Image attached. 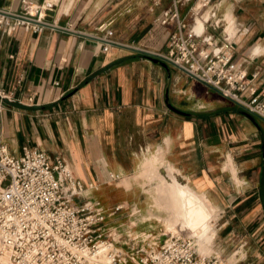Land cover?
I'll return each instance as SVG.
<instances>
[{
    "label": "crops",
    "instance_id": "obj_1",
    "mask_svg": "<svg viewBox=\"0 0 264 264\" xmlns=\"http://www.w3.org/2000/svg\"><path fill=\"white\" fill-rule=\"evenodd\" d=\"M27 1L47 7L41 13L49 25L41 31L20 25L0 35V142L8 151L20 146V152L59 156L74 177L91 184L81 197L98 200L107 214L121 205L117 220L141 205L133 178L139 171L166 222L184 234L197 237L172 225L168 193H183L178 218L187 225L203 198L212 210L209 225L215 209V234L243 251L240 264H264V122L152 54L167 48L174 20H159L172 10L171 0ZM193 4L181 0L174 14L196 31ZM210 4L243 28L234 36L232 61L261 90L264 0ZM0 8L18 11L20 0H0ZM232 19L224 31L231 32ZM205 32L222 35L210 26ZM158 191L165 192L162 199ZM212 233L210 226L206 234Z\"/></svg>",
    "mask_w": 264,
    "mask_h": 264
},
{
    "label": "built area",
    "instance_id": "obj_2",
    "mask_svg": "<svg viewBox=\"0 0 264 264\" xmlns=\"http://www.w3.org/2000/svg\"><path fill=\"white\" fill-rule=\"evenodd\" d=\"M151 1L156 5L162 0ZM180 1L171 0L172 10L166 9L159 20L161 24L169 17L174 20L166 50L152 54L264 122V88L256 91L232 61L234 36L243 28L232 19L231 32L224 31L228 23L216 15L210 0H194L191 16L201 24L195 31L174 14ZM46 8L27 0H20L18 11L0 8V35L20 25L41 31L49 25L41 13ZM206 26L219 28L222 35L206 33ZM97 29L106 33V25ZM90 187L74 177L59 156L51 158L35 148L13 155L0 142V243L8 254L6 264H222L215 255H197L193 239L181 232L139 249L115 246L102 237L100 224L107 214L99 201L78 200ZM120 208L117 205L108 214Z\"/></svg>",
    "mask_w": 264,
    "mask_h": 264
},
{
    "label": "rangeland",
    "instance_id": "obj_3",
    "mask_svg": "<svg viewBox=\"0 0 264 264\" xmlns=\"http://www.w3.org/2000/svg\"><path fill=\"white\" fill-rule=\"evenodd\" d=\"M8 148L12 154H20V146H17L16 148ZM133 178L136 182L138 181L137 183H139V187L141 189L142 200L140 201V207H133V209L129 210V212L127 211L124 213L120 220L113 217V214L109 215L106 212L105 214L107 215L105 220L100 224V226L102 237L107 238L115 246L120 248L134 246V248L139 249L144 247L147 242L150 244L160 242L165 235L169 233V231L178 230H175L166 222L168 215L164 210L157 207L156 203L152 199L153 192L151 190L147 191V188H143V185L147 183V180L140 175V171ZM124 180V183L122 181L121 183L125 187H128V180ZM5 184L6 182L3 183V185ZM79 198L82 199L83 197ZM213 214L212 221L210 218V226L214 234H207L206 238L208 240L206 242H201L200 248L198 247L197 237H192L190 234L185 235H188L193 239L194 247L198 253L197 255H215L221 259L222 264H240L238 260L242 257L243 251H241L240 247L238 248V245L235 247L233 245H227L228 242L225 243L220 239L219 234H215L216 224L213 222V219L215 218L216 213L214 215ZM131 216L136 217V219ZM218 226L219 225L217 224V227ZM234 252L235 256L228 258V256ZM230 259L232 260L229 262Z\"/></svg>",
    "mask_w": 264,
    "mask_h": 264
},
{
    "label": "bare ground",
    "instance_id": "obj_4",
    "mask_svg": "<svg viewBox=\"0 0 264 264\" xmlns=\"http://www.w3.org/2000/svg\"><path fill=\"white\" fill-rule=\"evenodd\" d=\"M232 19V15L230 14H227L226 15V20L229 22L230 24V20ZM228 28V26H227ZM231 28V27H230ZM201 28H200V23L198 22V26L196 27V31H199ZM158 168V167H157ZM154 170V168H153ZM156 170V169H155ZM150 171V170H149ZM164 172V171H163ZM168 171L166 172V175H167ZM156 174V172H155ZM168 176V175H167ZM147 177V176H146ZM150 177V176H149ZM164 177V176H163ZM170 177V176H169ZM174 178V177H173ZM165 181V180H164ZM163 181V182H164ZM169 184L171 185L172 184V180L169 179ZM150 182V181H149ZM152 182V181H151ZM154 182V181H153ZM153 185V184H152ZM161 184H159L160 186ZM158 186V185H157ZM158 186L157 190H160L161 188ZM169 188L171 189V186H169ZM163 191V190H162ZM159 192V198L162 199L164 196V193L162 194L160 191ZM166 195V194H165ZM168 196L167 199H166V204L168 205L167 208L169 207L171 210L174 211V213L176 214L174 220L172 221V225L177 228V229H180V230H183L184 231H187V229H189L190 231H192L194 233V235H196L198 238H199V243H198V247L200 248L201 246V242H206L208 239L206 238L207 237V234H206V231L209 229L210 225L208 223V217L211 213V208L209 206H207V203L205 202L206 200H204L203 198L201 200H199L198 202V214L197 215V218L195 220V222L192 224V225H187V223H180V220L178 218V215H179V212H181L183 210V193H180L178 192V189L177 191H173V192H169L168 193ZM157 197V198H158ZM166 197V196H165ZM186 197V196H185ZM192 198V197H191ZM187 199H189L187 197ZM186 199V200H187ZM156 200V199H155ZM188 202V201H186ZM192 202V201H190ZM157 203V202H156ZM160 204V203H158ZM185 204V203H184ZM165 205V203H164ZM187 205V204H185ZM210 205V204H209ZM168 208V209H169ZM188 208V207H187ZM165 210V209H164ZM190 211V210H189ZM187 212V211H186ZM194 212V211H193ZM189 213V212H188ZM182 214V213H181ZM184 214V213H183ZM182 214V217H184V215L186 216V214L183 215ZM189 215V214H188ZM195 215V214H194ZM196 217V216H195ZM185 218V217H184ZM170 219V218H169ZM170 221V220H169ZM185 222L186 219H185ZM191 228V229H190ZM169 233L171 234H177L179 233L178 231H169ZM182 233V232H181ZM184 234V233H183ZM185 235V234H184ZM188 236V235H187ZM202 240V241H201ZM195 248V247H194ZM100 249L103 250L105 249L104 245L101 244L100 246ZM196 251V249H195ZM197 253V252H196ZM198 254V253H197ZM7 251L4 250V248L1 246V243H0V264H6L7 263ZM200 256V255H199ZM232 259L229 260V262L231 261Z\"/></svg>",
    "mask_w": 264,
    "mask_h": 264
},
{
    "label": "water",
    "instance_id": "obj_5",
    "mask_svg": "<svg viewBox=\"0 0 264 264\" xmlns=\"http://www.w3.org/2000/svg\"><path fill=\"white\" fill-rule=\"evenodd\" d=\"M159 63H161V64H163L162 62H160L159 61ZM167 106L169 107V108H171V106L167 103ZM171 109H173V108H171ZM173 110H175V109H173ZM176 112H178V113H181V114H183V115H186V113L185 112H181V111H178V110H175Z\"/></svg>",
    "mask_w": 264,
    "mask_h": 264
}]
</instances>
